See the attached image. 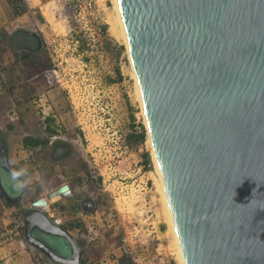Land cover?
Wrapping results in <instances>:
<instances>
[{"label":"water","instance_id":"95a60500","mask_svg":"<svg viewBox=\"0 0 264 264\" xmlns=\"http://www.w3.org/2000/svg\"><path fill=\"white\" fill-rule=\"evenodd\" d=\"M115 1L183 264H264V0ZM46 206L19 211L26 243L80 264Z\"/></svg>","mask_w":264,"mask_h":264},{"label":"rangeland","instance_id":"374dc122","mask_svg":"<svg viewBox=\"0 0 264 264\" xmlns=\"http://www.w3.org/2000/svg\"><path fill=\"white\" fill-rule=\"evenodd\" d=\"M22 1L24 10L17 18L7 0H0V24L8 22L3 26L8 30L34 29L42 39L43 52L34 61L15 57L22 83L0 88V122L14 124L10 130L15 131L14 148L21 149L20 138L28 129L34 133L32 127L39 125L35 121L50 115L83 160L95 182V194L100 193L104 200L100 208L104 213L90 220L96 230L91 237L98 235L101 241L88 244L84 264H119L123 255L132 264H176L171 239L165 235L159 196L148 176L153 167L130 60L107 24L115 20L111 0H95L94 19L86 29L68 0ZM81 43L84 52L79 51ZM12 106H23L25 116L31 110L33 120L10 121L7 112ZM141 131L143 142L137 141ZM29 151H21L23 160L15 167L27 170L28 190L35 198L45 194L46 187L38 178L40 152ZM145 155L150 164H145ZM122 197H132L131 211L126 206L123 211L116 207ZM46 213L55 220L53 206ZM32 253L39 254L34 249Z\"/></svg>","mask_w":264,"mask_h":264},{"label":"flooded vegetation","instance_id":"af4514ba","mask_svg":"<svg viewBox=\"0 0 264 264\" xmlns=\"http://www.w3.org/2000/svg\"><path fill=\"white\" fill-rule=\"evenodd\" d=\"M14 30H16V34H14L16 37L13 39L16 41L11 46L16 48V56L24 59V61L28 59L37 60L43 52V42L39 33L36 34L34 31L19 28H14ZM17 41L19 44H16ZM38 124V127H32L34 128L33 134L29 127L30 129L23 134V138L28 139L29 142L31 140L37 141L36 147H28L29 150H38L40 152L39 180L46 187L45 192L47 195L57 193L55 196L58 198V202L55 205V221L69 237L72 242V248L79 254L80 264H84L85 258L83 255L88 244L101 241L98 235L91 237V234H96V230H93L95 224L90 220L96 219L99 212L101 215L104 213L100 209L104 200L100 193L95 194L93 177L89 176L83 160H79L76 156L75 147L60 134L61 132L58 128L61 126H58L57 122L54 121V116L46 115L40 118ZM35 128L38 129L36 130ZM4 138V135L0 134V161L5 160L6 155ZM72 169H78L80 172H71ZM1 175L2 173H0ZM3 175L4 180H0V182L3 187L5 183H8L10 193L5 191L4 194L1 192L6 199L15 200L16 197L10 196L18 190L13 187L10 174L3 173ZM64 186L67 187L68 193L61 196L58 190ZM27 190L25 188L20 190L22 196L26 194ZM60 248L61 243L60 245L58 244L56 249ZM61 251L62 253L67 251L72 254V249H67L66 246ZM119 264L132 263L127 259V256L123 255Z\"/></svg>","mask_w":264,"mask_h":264},{"label":"crops","instance_id":"0c3cea01","mask_svg":"<svg viewBox=\"0 0 264 264\" xmlns=\"http://www.w3.org/2000/svg\"><path fill=\"white\" fill-rule=\"evenodd\" d=\"M7 2L11 6V9L13 10V12L17 13L16 14L17 18L20 17L18 14L20 13V11H22V8L24 6L22 4L23 1L16 2L13 0L11 2V0L10 1L7 0ZM23 15H25V12ZM7 23L6 21L4 23H1L3 25L0 24L1 26L0 29H3L4 32L9 36L11 43H15L16 41V40L14 41L13 39L14 37H16V35H14L16 34L15 33L16 30H14V28L24 29L27 31L29 30L34 31V33L36 34L38 33L34 29H31L28 27H14L12 30H8L7 26L3 27L4 24H7ZM17 43L18 41L16 42V44ZM1 47H4L3 50L4 52H6L5 60H3L2 56L4 53L0 51V60H2L1 61L2 63L0 62V65H1L0 67V86L1 87L0 88L4 90V88L7 89V87L12 88L14 86H17L18 84L22 83V81H21V77L19 76V71L17 69L18 67L15 63L17 60V56L15 54L17 53L16 48L10 45H6V44H2ZM10 55L13 58H10ZM15 57H16V60H15ZM35 78H38V77L36 76V77H33L32 79H35ZM22 107L23 106H19V108L16 106H12L10 108V110L7 112V114L9 115L8 117L10 118V121L13 120L14 122V120L16 121L18 119H21L24 122L25 120H33L32 111L30 110L27 116H25L24 113L23 114L21 113L23 110ZM39 120L40 119L35 121V123L38 122ZM12 126H14L13 123H6V125H4L3 122H0V134H3L5 137L3 139L5 146H6L5 161L9 169H11V171L18 170L16 169L15 166L20 164V162L23 160L21 153L22 152L27 153V151H29V147L28 146L25 147L23 144V139H25L23 138L24 137L23 135L20 138V146H18L21 149L18 150L17 148L16 149L14 148L13 141L15 140V136L13 133H15V131L14 130L12 132L10 131L13 129ZM38 178L40 177L38 176ZM24 179L25 177H20L21 181ZM25 189L26 190L28 189V184L25 187ZM29 191L30 189L27 190L26 194L23 196L21 194V191L14 192L13 194H11L10 197H13V196L16 197L15 200H12L11 198L10 200L6 199L3 196L2 192L0 191V199H1L0 200V210H1L0 212V264H34L33 258H32L33 257L32 249L26 243L24 239L23 222H22V218L19 212L20 210L29 208L33 202H35L36 200L40 198H46L47 206L44 208L45 213H46V209L49 210V208L53 206L54 214H56L55 205H56V202H58V198L54 196L48 199L47 198L48 195L46 193L40 197L37 196L35 198L34 197L32 198L31 195L34 193L31 194ZM4 211H8V216L3 215ZM49 217L53 219L51 215Z\"/></svg>","mask_w":264,"mask_h":264},{"label":"bare ground","instance_id":"6f19581e","mask_svg":"<svg viewBox=\"0 0 264 264\" xmlns=\"http://www.w3.org/2000/svg\"><path fill=\"white\" fill-rule=\"evenodd\" d=\"M100 1H104V0H99V2ZM111 4L113 6V10L115 13V17L113 16L115 20H108L109 18L107 19L109 31H110L111 35H113L115 37V39L122 42V44L124 45V47L126 49V52L128 54V58L130 60L131 76L134 80L136 98L139 102V105L141 108V113H142L143 118H144L143 120H144V125L146 128V134H147L146 135L147 136L146 144L150 150V157H151V162H152V167H153L152 171L149 172L148 176H150V179L152 181L155 192L159 196L157 199V201H158L157 203H159V205H160V209L162 212V219H163V222L166 224V227H167L165 235L170 237V239H171L170 244L172 245V248H173L172 253H174V255H175L176 264H183L177 234L175 231L172 215H171V212L169 209L167 197H166L164 186H163L161 172H160L157 160L155 158V153H154L153 146H152V141H151L150 132L148 129V124H147V119H146L145 108H144V103H143V99H142L140 84H139V81L137 78L133 59L131 56L129 41H128L124 26H123V22H122V19H121V16H120V13H119V10L117 7V3L115 0H111ZM131 198L132 197H122V198L118 199L116 201V203H117L116 207L118 208V210L123 211L124 206H126L127 207L126 209L131 211L132 210V208H131L132 207V199ZM171 251H172V249H171Z\"/></svg>","mask_w":264,"mask_h":264},{"label":"built area","instance_id":"2783aa9c","mask_svg":"<svg viewBox=\"0 0 264 264\" xmlns=\"http://www.w3.org/2000/svg\"><path fill=\"white\" fill-rule=\"evenodd\" d=\"M73 3L76 9V18L77 21L82 25V29L88 28V24L94 19V12L96 10L95 0H68ZM100 32V31H99ZM4 216H8V211L3 212ZM34 264H50L44 262V258L38 254L33 256Z\"/></svg>","mask_w":264,"mask_h":264},{"label":"trees","instance_id":"16d2710c","mask_svg":"<svg viewBox=\"0 0 264 264\" xmlns=\"http://www.w3.org/2000/svg\"><path fill=\"white\" fill-rule=\"evenodd\" d=\"M12 1L13 0H11V2ZM14 1H16V2H22V0H14ZM22 10H24V6H23ZM102 28H103V30L105 29L104 27H102ZM77 42H79V39H77ZM2 44H6V45H10L11 46L12 43H11V41L9 39V36L4 32V30L3 29H0V47H1ZM78 48H79V51L80 52H84L86 50V49H84L83 43H81V45ZM137 138H138L137 141L143 142L144 139H145L144 131H141V133L138 135ZM23 144H24L25 147H27V146L35 147L37 145V141L31 140L29 142L28 139H23ZM144 158H145V164H150V161L148 159V155H145Z\"/></svg>","mask_w":264,"mask_h":264},{"label":"clouds","instance_id":"9594fccd","mask_svg":"<svg viewBox=\"0 0 264 264\" xmlns=\"http://www.w3.org/2000/svg\"><path fill=\"white\" fill-rule=\"evenodd\" d=\"M20 177H25V179L21 181ZM10 179L13 182V187L18 191L23 190L30 181L27 170L24 168L12 170L10 172Z\"/></svg>","mask_w":264,"mask_h":264}]
</instances>
